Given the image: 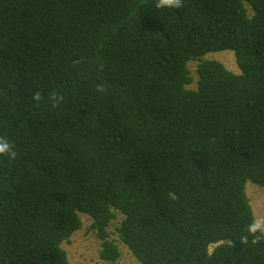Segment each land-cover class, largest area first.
<instances>
[{
	"label": "trees",
	"instance_id": "16d2710c",
	"mask_svg": "<svg viewBox=\"0 0 264 264\" xmlns=\"http://www.w3.org/2000/svg\"><path fill=\"white\" fill-rule=\"evenodd\" d=\"M182 4L0 0V136L17 153L0 156V264H71L81 214L111 264L120 215L142 264H264L240 239L247 183L264 186V0ZM224 50L241 73L205 59Z\"/></svg>",
	"mask_w": 264,
	"mask_h": 264
},
{
	"label": "rangeland",
	"instance_id": "374dc122",
	"mask_svg": "<svg viewBox=\"0 0 264 264\" xmlns=\"http://www.w3.org/2000/svg\"><path fill=\"white\" fill-rule=\"evenodd\" d=\"M205 59H215L222 62L228 69L239 74L241 73L236 56L232 50H224L220 52H212L205 56ZM197 61H192L189 63V67L195 78V81L191 88L197 87ZM247 194L249 196L254 214L256 217H264V186L257 185L253 182L247 183ZM83 221V227L79 231L75 232L71 237L69 242L63 243L64 249L68 253L69 261L71 264H111L103 260L100 257L101 239L96 235V233L90 230L92 219L85 214H81ZM122 219V215L118 217L117 220L113 221L109 227V232L111 239H114L120 250L121 258L119 259V264H142L133 255L129 248L124 245L118 237L117 227ZM215 246H211L213 250Z\"/></svg>",
	"mask_w": 264,
	"mask_h": 264
},
{
	"label": "clouds",
	"instance_id": "9594fccd",
	"mask_svg": "<svg viewBox=\"0 0 264 264\" xmlns=\"http://www.w3.org/2000/svg\"><path fill=\"white\" fill-rule=\"evenodd\" d=\"M158 9H179L183 6L182 0H156ZM98 92L104 91L103 85L97 86ZM33 100L39 102L42 99L40 92H35ZM50 101L58 104L63 101L64 97L53 92L49 97ZM17 153L13 150V145L7 137L0 136V156H8L15 158ZM241 242L248 244L249 240L253 246H264V217H253L250 223L247 224L243 234L240 237Z\"/></svg>",
	"mask_w": 264,
	"mask_h": 264
}]
</instances>
